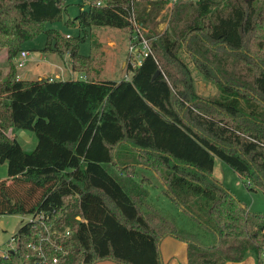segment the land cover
I'll use <instances>...</instances> for the list:
<instances>
[{
	"label": "trees",
	"instance_id": "trees-1",
	"mask_svg": "<svg viewBox=\"0 0 264 264\" xmlns=\"http://www.w3.org/2000/svg\"><path fill=\"white\" fill-rule=\"evenodd\" d=\"M86 3L67 21L80 31L72 38L44 30L61 20L64 0H0L7 64L0 78V216L41 218L20 224L15 249L0 264H33L27 246L46 230L56 231L59 247L44 245L47 264H163L166 236L187 244V264L239 262L249 252L264 264V215L248 211L213 176L218 159L248 191L264 195V0ZM132 17L151 54L128 66V79L95 78L93 59L79 45L95 28L131 39ZM43 32L42 53L67 54L83 78H18L14 58ZM181 51L218 97L194 91ZM19 130L34 135L31 151L18 141ZM141 168L203 234L185 233L148 203L151 180ZM66 230L69 236L58 237Z\"/></svg>",
	"mask_w": 264,
	"mask_h": 264
},
{
	"label": "rangeland",
	"instance_id": "rangeland-1",
	"mask_svg": "<svg viewBox=\"0 0 264 264\" xmlns=\"http://www.w3.org/2000/svg\"><path fill=\"white\" fill-rule=\"evenodd\" d=\"M80 6H82V8H80ZM87 9L88 5L86 0H64L61 20L46 24L44 30H55L64 37L67 35L68 37L76 38L80 34L78 27L68 25L67 21H72L81 10L86 11ZM166 13L167 11L159 18V30L166 28ZM45 42L46 34L43 32L22 45V49L28 54L24 66L21 68H17L16 66L19 55L14 58V65L16 66L18 78L24 80L39 78H49L53 80L73 79L76 77L83 78V75L77 74L71 70L67 54L63 55L66 56V61H63V56L59 57L52 53H43L47 59L40 60L39 56L41 55L40 58L43 56L42 49L45 46ZM129 42L130 39L128 38V34L124 31H118L111 28H95L91 31L89 37L79 45V53L83 56L90 55L93 59V63L91 65L93 71L91 75L95 78L104 80H120L125 78L124 76L129 73L127 71L129 60H131L128 53ZM5 54L6 49L1 48L0 78H4L7 71ZM180 57L186 62L190 69L191 76L193 78L194 91L207 100L218 97L219 92L216 86L200 75V73L194 68L189 56L181 51ZM37 59L40 61L34 62V60L36 61ZM58 65L61 66L60 68H62V71L59 70ZM16 137L24 150L31 151L34 148L35 138L31 132L19 130L16 132ZM109 169L116 173L121 180L125 178V174L120 173L111 167ZM139 174H143L146 177L149 176V179L151 180V185L147 187L149 194L147 201L153 206V208L158 210V212L165 217L173 219L179 228H183L185 225H188L189 229H184L185 233L189 232L192 235L203 234V231L199 228V226L183 215L174 205L165 199L164 195L163 198L165 199V202L162 204H160L158 200L155 201V199H153L155 194H159L161 196V193L164 191V187L151 175V173L147 174L145 172H141ZM213 176L215 179L220 181L248 211L264 215V195L261 191H248L245 184L237 177L236 173L218 159H216L214 163ZM4 178H6V164L0 163V179ZM135 179L138 180L139 176H136ZM151 193V198L153 200L150 198ZM26 221H28V218L18 215L0 216V257L6 256L8 252L12 250L14 244L10 242V238L14 235L17 225Z\"/></svg>",
	"mask_w": 264,
	"mask_h": 264
},
{
	"label": "built area",
	"instance_id": "built-area-1",
	"mask_svg": "<svg viewBox=\"0 0 264 264\" xmlns=\"http://www.w3.org/2000/svg\"><path fill=\"white\" fill-rule=\"evenodd\" d=\"M169 1L171 3H175L177 0H169ZM131 23L133 27V34L128 44V53L131 58V60H129V65L131 68H135L137 65L141 64V61L145 57L151 54V49H150L149 40L144 36L143 31L140 29L136 20L133 17L131 18ZM27 54L28 53L24 50H22L19 53V56H18L19 59L17 60V65H16L17 68H21L24 66ZM129 76H130V72L124 76L125 77L124 79H128ZM38 219H41V218L37 217L33 219L31 217H28V221H33V220L36 221ZM46 232H47L46 237H40L35 242L29 243L27 246V248L30 251L29 257L35 260L33 264H47L46 248L44 246L45 244H49L51 247H54V248L58 247L55 243L56 242L55 240L57 238L52 239V236L53 234H56L55 233L56 231L52 233L46 230ZM69 234H70L69 230H66L63 234L62 233L59 234L58 237H67L69 236ZM10 242L14 244V247L12 248V250H10V251H13L15 249V239L13 238V236L10 238ZM261 258L264 260V249L261 253ZM52 263H57L56 257L52 259Z\"/></svg>",
	"mask_w": 264,
	"mask_h": 264
},
{
	"label": "crops",
	"instance_id": "crops-1",
	"mask_svg": "<svg viewBox=\"0 0 264 264\" xmlns=\"http://www.w3.org/2000/svg\"><path fill=\"white\" fill-rule=\"evenodd\" d=\"M67 36V35H66ZM42 57L39 59L40 60H46L47 57H45V55L42 53ZM54 56V55H53ZM66 56H63V61H66L65 59ZM55 58V56H54ZM37 59L36 61L34 60V62H39L40 60ZM56 59V58H55ZM59 70L62 71V68H60L61 66H59ZM79 78V77H76ZM41 79V78H39ZM75 79V78H74ZM59 80V79H56ZM63 80V79H61ZM125 151H122V155L124 154ZM140 171L145 172L147 174H150L149 172L145 171L144 169H140ZM213 174H214V170H213ZM149 178V176H147ZM150 198L152 197V193L150 194ZM163 193H161V196L159 194H155V197H153V199H155V201H159L160 204H162L163 202H165V199L163 198ZM152 199V198H151ZM152 199V200H153ZM188 225H185L183 227V229H189ZM159 251H160V255H161V261L163 264H187V244L178 240L177 238L173 237V236H166L164 237L160 244H159ZM95 264H118L114 261L111 260H103V261H98ZM225 264H256L255 261V257L252 253H247L246 256L239 262H226Z\"/></svg>",
	"mask_w": 264,
	"mask_h": 264
},
{
	"label": "water",
	"instance_id": "water-1",
	"mask_svg": "<svg viewBox=\"0 0 264 264\" xmlns=\"http://www.w3.org/2000/svg\"><path fill=\"white\" fill-rule=\"evenodd\" d=\"M158 73H159V72H156L155 75H154V77H156V75H157ZM19 226H20V225H17V227H16L14 233L18 230ZM20 264H22V262H20Z\"/></svg>",
	"mask_w": 264,
	"mask_h": 264
}]
</instances>
